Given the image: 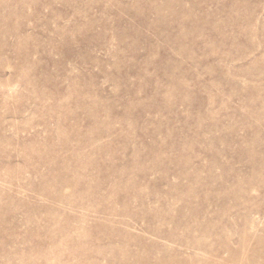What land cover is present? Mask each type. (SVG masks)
Masks as SVG:
<instances>
[{
	"label": "rangeland",
	"instance_id": "rangeland-1",
	"mask_svg": "<svg viewBox=\"0 0 264 264\" xmlns=\"http://www.w3.org/2000/svg\"><path fill=\"white\" fill-rule=\"evenodd\" d=\"M0 264H264V0H0Z\"/></svg>",
	"mask_w": 264,
	"mask_h": 264
}]
</instances>
